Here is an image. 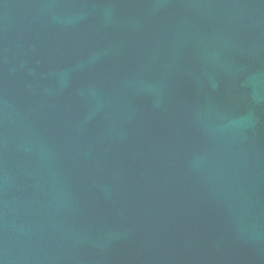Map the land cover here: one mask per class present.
Returning <instances> with one entry per match:
<instances>
[{"label":"water","instance_id":"water-1","mask_svg":"<svg viewBox=\"0 0 264 264\" xmlns=\"http://www.w3.org/2000/svg\"><path fill=\"white\" fill-rule=\"evenodd\" d=\"M0 264H264V0H0Z\"/></svg>","mask_w":264,"mask_h":264}]
</instances>
